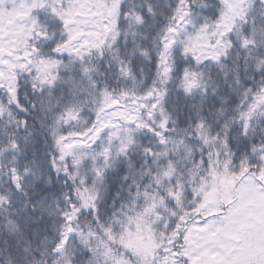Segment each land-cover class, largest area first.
Masks as SVG:
<instances>
[{"label":"snow or ice","instance_id":"1","mask_svg":"<svg viewBox=\"0 0 264 264\" xmlns=\"http://www.w3.org/2000/svg\"><path fill=\"white\" fill-rule=\"evenodd\" d=\"M0 264H264V0H0Z\"/></svg>","mask_w":264,"mask_h":264}]
</instances>
